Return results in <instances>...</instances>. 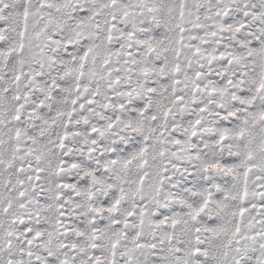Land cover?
Wrapping results in <instances>:
<instances>
[{"label":"snow or ice","instance_id":"6c2138e0","mask_svg":"<svg viewBox=\"0 0 264 264\" xmlns=\"http://www.w3.org/2000/svg\"><path fill=\"white\" fill-rule=\"evenodd\" d=\"M0 264H264V0H0Z\"/></svg>","mask_w":264,"mask_h":264}]
</instances>
